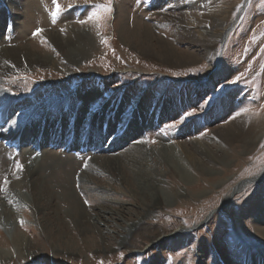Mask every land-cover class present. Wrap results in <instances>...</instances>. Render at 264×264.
<instances>
[{
	"label": "rangeland",
	"instance_id": "rangeland-1",
	"mask_svg": "<svg viewBox=\"0 0 264 264\" xmlns=\"http://www.w3.org/2000/svg\"><path fill=\"white\" fill-rule=\"evenodd\" d=\"M16 1L18 12L28 8L23 4L27 0ZM8 2L0 0V13L6 14ZM58 2L61 11L53 17L52 0H34L38 10L30 11L33 19H26L30 30L18 37L20 29L10 15L13 26L5 31L4 42H33L45 55L59 60L60 68H27L4 76L0 82V89L8 98L0 107V120L8 111V123L22 125L21 133L16 134L21 140L18 152L5 146V136L0 139V264H264V131L260 143L249 150L216 137L217 131L243 119L247 130L260 125L264 130V0H110V13L97 7L109 0ZM234 3L226 37L213 50L218 66L211 72L213 56L208 55L209 48L188 37L185 19L206 15L208 11L222 13ZM93 14L98 15L89 19ZM1 16L2 32L7 14L6 18ZM82 20L86 22L80 23ZM69 27L90 31L97 47L92 59L78 65L69 63L50 43L47 33L64 35ZM37 29L43 31L33 35ZM145 32L152 33L154 43L163 41L174 47L179 56L189 58L188 65L171 66L146 58L132 45L134 42L142 48L136 36ZM68 70L73 73L68 74ZM204 75L214 84L195 81ZM93 92L97 93L93 98L85 99ZM138 95L142 98L141 109L136 116H129L130 124L124 126L126 130L132 126L130 130L135 129L138 134L127 137L117 151L110 148L102 152L123 133L116 115L119 104L122 116L127 117L134 112ZM82 106L83 115L100 114L105 108L103 120L112 113L110 124L98 122L95 126L96 134H101L97 135L99 140L94 136L89 141L80 135L79 141L64 139L59 144L50 137L44 144L39 140L33 143L37 132L28 123L34 121L39 110L51 109L56 117L63 108V117L69 113L75 117L73 110ZM164 106H168L166 111ZM155 119L158 123L153 126ZM73 121L74 118L69 124ZM53 128L49 130L52 132ZM2 129L0 123V132ZM67 132L68 124L60 135ZM71 142L77 143L78 148L63 151ZM56 143L59 146L52 147ZM219 147L228 152L230 165L217 163L207 155L206 150L218 153ZM44 149L56 153L57 162L73 159L70 166L60 165L64 167L62 171L60 166L54 168L58 176L53 185L58 188L57 181H63L62 185L72 183L68 185L69 193L75 192L86 209L90 218L87 227L92 226L88 230L81 231L67 214L60 216L62 224L53 220L43 224L39 205L29 199L33 180L42 179L44 168L30 174L32 177L26 173L34 170L33 162L41 159ZM29 152L33 154L27 155ZM97 155L102 156V166L97 167L98 174L91 179L96 184L88 183L93 188L88 191L80 186V178L95 168L92 163ZM140 155L155 177L159 175L153 188L157 192L154 199L146 188L141 189L127 163L128 158ZM193 157L212 175L203 174ZM113 158H119L120 173L111 168ZM56 161L48 160V165L57 164ZM17 164L23 166L22 170H17ZM174 164L185 168L195 182L185 181ZM51 172L46 169L43 176ZM99 210H109L106 217L115 211H126L130 219L145 218L137 224L134 235L128 237L129 242L119 245L115 237L103 239L93 228L92 221ZM159 236L168 238L152 245ZM88 241L95 242L93 249H86Z\"/></svg>",
	"mask_w": 264,
	"mask_h": 264
},
{
	"label": "bare ground",
	"instance_id": "bare-ground-1",
	"mask_svg": "<svg viewBox=\"0 0 264 264\" xmlns=\"http://www.w3.org/2000/svg\"><path fill=\"white\" fill-rule=\"evenodd\" d=\"M33 1L34 0H27V2H24L23 4L25 6L28 5V8L20 13V12H18L19 11L18 10L19 3L16 0H10V2L7 3V5L9 6V8L6 11L7 18H6L5 12L0 13V15L2 14V16L4 18H6L5 20L7 23L5 28H4V31H2V32L0 31V39H2V41H0V82L4 76L6 77V75H8V74L27 71V68H28V70H34L38 67H42V68L45 67V68H49L51 70H58L60 68L59 60L55 61V60H53V58L51 56L45 55L44 51L35 47L33 42H30V43L25 44V45L20 44V42H17V40L15 42H12L10 40L12 42L11 44H7L10 42H7V43L4 42V41H6V40H4V36L7 33V32L5 33L6 29L7 28L11 29L13 26L11 16H13V18L17 24L16 25L17 30L20 29V30H18V37H19L21 32L24 33L29 29V24L26 22V19H31V18L33 19V16L31 15V12H30L31 10H33L34 13H35V11L38 10L37 8L35 9V7H34L35 4L33 3ZM183 1H185V0H183ZM188 2H190V1H188ZM191 2H190V4H191ZM235 5H236V3L229 4L228 6H230V7H228L227 11H224L222 13L216 12V11H211V12L208 11L206 15L186 17V19H185L186 24L189 28L188 33H187L188 37L192 38L193 42L198 43V44H203L207 48H209V52H208L209 54L208 55L213 56V58H212L213 59L212 60L213 66H211V69H210L211 72L215 71L216 67L218 66L217 65V63H218L217 58L218 57L215 56L213 50L215 48V45H217L219 43V41L224 40V38L226 37V32H227V29L229 27L228 26L229 25V15H230V12L236 8ZM9 9L11 10V12ZM13 12H14V15H13ZM208 24H210V26H211L210 28H208L206 26ZM16 26H15V28H16ZM151 32H150V34H152ZM8 34H9V32H8ZM150 34L149 33L147 34V32H145V34H143V35H140V36L137 35L136 37L141 40V42H140L141 44H139V46L141 45L142 48L138 47L137 43H134V42L132 43L133 47H135L136 49H140V52H142V54L146 58H148L149 60L150 59L159 60V61L163 62L164 64L171 65V66L181 65L183 67V66L188 65L187 63L189 61V58H187L186 56H179L178 55L179 53L177 54L175 52V49H173L174 47L173 48L169 47L163 41H159L157 43H154L155 41H152ZM46 36L49 39L50 43L55 48H58L60 50V52L63 53V55L66 57L65 60L69 61V63H72V64L78 65L80 62H84L86 60L92 59V56H93L92 54L94 52H96V50H97L95 42L92 38V34H90V31L87 29H79L76 27H69L67 33L64 35H60L57 32H49V33H47ZM183 37L185 39L184 35H183ZM154 44L157 46H155ZM191 52H193V51H191ZM195 52H197V51H195ZM180 54H182V53H180ZM193 54H195V53H193ZM189 55L190 54H188V56ZM24 62L27 63L26 66H25ZM67 73L70 74L73 72H72V70H68ZM85 73H88V72H85ZM210 74H212V73H210ZM103 81H102V83H103ZM195 81H197L198 83L208 82V84H210V85L214 84V82L212 80H210L208 77H206L205 75L197 77L195 79ZM101 88L100 89L98 88L97 91L99 92L101 90ZM95 94H97V93L93 92L91 94H87L85 96V99L90 100L91 98H93V96H95ZM6 99H8V98L6 97L5 94H3V91L0 89V107L2 106L3 102L6 101ZM141 99H142L141 95H138L137 100L134 103V107H135L134 112L129 113L127 117L122 116V114H123V112L121 111L122 110V104H119L118 112L116 115L119 117V120L121 121L120 125H122L123 133L121 134V132H120L119 138H116V140L114 142H111L106 149L102 148L103 149L102 152H107L106 150L110 149V148L113 149L112 151H117L118 150L117 147H119V145H121L124 141L128 140L127 137H129V136L133 137V136H136L138 134L137 130H135V129L130 130V128L132 126L129 125L127 130L124 128V126L127 124H130V122H129L130 117L129 116H136L137 111L141 109V106H142V105L140 106ZM167 107L164 106L163 109L166 111ZM82 108L84 109V106L78 108L77 110L76 109L73 110L74 112H76L75 117L69 116L70 113L67 116L63 117V115H62L63 114V111H62L63 108L60 111H57V114H55V115H57L56 117L52 116V112H51L52 110L51 109H48V110L43 109L41 111L42 113L39 110L35 114V117H33L34 121L28 123L29 128H31L37 132V135H36L37 139L33 143H36V141L39 140L40 143L44 144L46 142V140L50 139V137H52L53 141L57 140L58 143L64 139H66L65 141H67L69 139L72 141L74 139L79 141V140H81V138H83V139L86 138V139H89V141H91V139H94V136H96V140H99V137L97 135H101V134H96L97 130L95 129V126L98 122H102V123L105 122V123L110 124V122H111L110 117L112 116V113L108 117H105V119L103 120V117H104L103 112H104L105 108L101 111L100 114H98V113L90 114L89 112H87L89 115H87V113H86L85 114L86 116L82 114ZM113 109H115V108H113ZM7 113H8V111H7ZM7 113H5L6 116L4 115L5 118L2 120L1 126L3 127V129L0 132V137L5 136L8 139V142H10L9 139H12L15 142H17L19 140V138L16 136V134L18 135L19 133H21L22 125L16 126L14 122H11L9 124L8 122H9L10 112L8 114ZM72 114H74V113H72ZM45 116H47V119H46L47 122L45 124L46 126H45L44 130H42V126L44 125L42 122H43L44 118H46ZM73 118H74V121L71 122V125H70L69 123H70L71 119H73ZM23 120H24V118H23ZM157 120L158 119H155V121L152 123L153 126L157 125V123H158ZM145 121H147V120H144V122ZM25 122L27 123V121H25ZM66 122L68 124L69 132H67V134L60 135V130L65 129V127L67 126V124L64 126V124ZM240 122H242V123H240ZM240 122L234 123L230 127H224L222 129H220L219 131H217L218 133H217L216 137L217 138L218 137L223 138L225 141H227V143H229L231 145L240 144V148H244L246 150L247 149L249 150L250 148H253L254 146H256L260 143V140L263 136V131H264L263 126L260 125L253 130H247L246 119H243ZM137 124H139V123L137 122ZM53 126H54V128L51 132L50 131L51 129L49 130V128L53 127ZM142 127L145 128V126H142ZM19 129H20V132H17ZM73 135H74V137H73ZM80 135H82L81 138H80ZM14 136H16V137H14ZM65 141H63V142H65ZM67 144H68V142H67ZM56 145H58V144L56 143ZM85 145H86V143L84 144V146ZM74 146L76 148H78L77 143L73 142V144H72V142H71V144H69V148H73ZM198 146H200V145H198ZM199 148L202 149L203 147L201 146ZM139 149H142V148L140 147ZM193 149L195 150V148H193ZM219 149L220 150L218 151V153H214V152L210 153L209 150H206V151H208L207 155H209L211 158H213L214 161L217 163L230 165L231 160L229 159L228 152L223 147H219ZM110 150H108V151H110ZM194 150H193V152H194ZM244 151H243V153H241V152L240 153L244 154ZM138 152H139V154L141 153L140 151H138ZM32 154H33L32 152L27 153V155H29V156ZM196 154H198V153H196ZM54 155H56V153L50 152V151H48V149H44V151L42 152V154L40 156L41 159L35 160L33 162V163H35L34 170L29 171V172L27 171L26 174L29 176L32 173L33 174L36 173L40 167L44 168L43 170H41L42 171V179H38V181L33 180L34 188L32 190V193L29 195L30 196L29 199H32V202L34 204L39 205V210L42 213L43 224H45V222L47 223L51 220L56 221V222L57 221L61 222V224H62V223H64V220H62V218L60 216L62 214H64V215L67 214L68 217L75 220V223L77 222V226L81 229V231L84 232L92 226L90 225L89 228L87 227V225H88L87 222L90 218H87L88 214L86 212V209L81 205V202L77 199L75 192L69 193V191H70L69 188L71 186L69 187L68 185L72 184V183L66 182L67 185H62L63 181L62 182L57 181L58 188H57V186L55 187L53 185V179H57L56 177L58 176V172H56V170L54 168H57L60 165H63L64 167L70 166V165L74 164L73 159H71L69 161L67 159V161H64V163H62V162L60 163V162L56 161V157H54ZM101 157L99 155H97L94 158L93 163H92V166H95V168L91 167V169H90L91 171H88V172L86 171L80 178L81 182L83 183V186H82V184H80V186L82 188H85V190L89 191L92 188V186H90L88 183L91 181L92 178L95 179L96 174H98L97 173L98 172L97 167H99V165L102 166L100 164V162L102 160ZM140 157H141V155L140 156H133V158H130V159L128 158L127 163L129 166H131V168H133L132 171H134L135 173H133V172L132 173L136 174V176H137L136 179H139V181L138 180L137 181L140 183L139 185L141 186V189L146 188L147 192L149 194V197L153 198L157 193V192L155 193L156 190L153 188H156L155 186H156L157 181H158L156 179V177L159 175H157L155 177V174H154L155 172L153 171V169L151 167L149 168L147 164L143 163L141 161ZM48 160L56 161L57 164L50 166V165H48ZM110 160H111L110 165L112 166L111 168H113L115 171H118L120 173L121 164L119 162V158H113ZM104 161H106V160H104ZM193 161H194V164L198 168L201 169L203 174H211L212 175L211 171H209L208 169L206 170L205 168L200 166L201 165L200 162L196 163L195 157H193ZM44 163H46L47 165L44 166ZM64 167L60 166L59 171H62ZM174 167H175V169H177V172H179L180 176L185 181L187 180L190 184H193L195 182V179L193 177H191V175H189V173L187 172V170L185 168H183L182 166H177L175 164H174ZM126 168H128V167H126ZM129 168H128V170H129ZM46 169L47 170L52 169V172L47 177H44ZM30 177H32V175H30ZM263 177H264V174L261 176V178H263ZM31 179H33V178H31ZM39 181H41V182H39ZM92 181H94V180H92ZM92 181H91L92 184H96V183H93ZM29 185H31V184H29ZM59 189H61L62 192L60 191V193H59L58 192ZM148 202H150V201H148ZM62 206H65V207L63 208ZM108 211L107 210H99V212L96 213L97 214L96 220L94 219V221H92V219H91L92 224L94 225L93 228H95L99 232V235H101V237L103 239L105 238L106 240H110V239L115 237V239L118 241L119 245H122V244L129 242L128 237L130 235L131 236L134 235L133 232L136 231L137 224L140 221H142V219L145 218L143 216V218L141 219V217H142L141 216L139 218L137 217V218H133V219L131 218L130 219L128 217V214H127L128 212L126 213V211L125 212L115 211V212H113V214L111 216L106 217L105 213ZM91 218H93V217L91 216ZM95 229H92L93 232ZM263 234H264V231H263ZM166 238H168V236H159V237L155 238V240L152 242V245L162 244L166 240ZM60 242H62V240H60ZM94 244H95V242L88 241V244L86 245V249L87 248L93 249L92 247L94 246ZM55 245H57V244L55 243ZM67 247H68V244H67ZM72 249H74V248H72ZM96 249L101 250V247L99 249V246H98V247H96ZM73 251H75V250H73Z\"/></svg>",
	"mask_w": 264,
	"mask_h": 264
},
{
	"label": "snow or ice",
	"instance_id": "snow-or-ice-1",
	"mask_svg": "<svg viewBox=\"0 0 264 264\" xmlns=\"http://www.w3.org/2000/svg\"><path fill=\"white\" fill-rule=\"evenodd\" d=\"M52 3L53 5L55 6V10L52 12V16L53 17H56L60 11H61V6L59 5V3H57V0H52ZM98 8L102 9L103 11L105 12H111L112 11V5H111V2L109 0V3L107 4H100V5H97ZM98 14H93V17H89V19H93L94 17H96ZM80 23H85L86 21H79ZM43 30L42 29H37L33 35H38L40 32H42ZM63 31V30H62ZM238 79V78H237ZM23 166L20 165V164H17V170H22ZM4 183L7 184L8 183V180L7 178H5L4 180ZM123 255V254H121Z\"/></svg>",
	"mask_w": 264,
	"mask_h": 264
}]
</instances>
